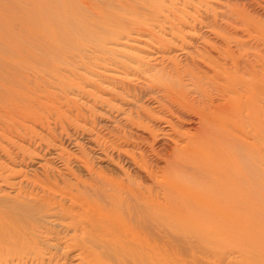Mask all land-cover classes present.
<instances>
[{"label":"bare ground","instance_id":"obj_1","mask_svg":"<svg viewBox=\"0 0 264 264\" xmlns=\"http://www.w3.org/2000/svg\"><path fill=\"white\" fill-rule=\"evenodd\" d=\"M0 264H264V0H0Z\"/></svg>","mask_w":264,"mask_h":264},{"label":"rangeland","instance_id":"obj_2","mask_svg":"<svg viewBox=\"0 0 264 264\" xmlns=\"http://www.w3.org/2000/svg\"><path fill=\"white\" fill-rule=\"evenodd\" d=\"M142 42V41H141ZM139 43V41L136 43V45H135V42L133 43V45L136 47V46H138L137 48L139 49H137V48H134V49H132V48H130V49H132L131 51H135L136 53H138V54H142V55H146V51H149L148 49H146V46L145 47H143L144 45H143V42L142 43ZM131 44V43H130ZM139 44H141L142 45V47H140L139 46ZM137 50V51H136ZM141 50H143V51H141ZM87 107H89L88 105H87ZM103 107H105V106H103ZM93 110H96V111H98L100 114H98V115H96L97 117H95V122H97V123H102V124H104V123H106L105 121H106V119H107V117H108V114H106L107 112L105 111V110H103L101 107H99V106H95V107H93ZM105 115V116H104ZM100 116V117H99ZM194 125H192V126H186V128H190V127H193ZM68 129V131L70 130L69 128H67ZM168 150V151H167ZM166 151H164L163 153H162V159L157 163V167H158V169L159 170H165L166 168H167V162L166 161H168V160H173L172 159V147L170 148L169 147V149H167Z\"/></svg>","mask_w":264,"mask_h":264}]
</instances>
